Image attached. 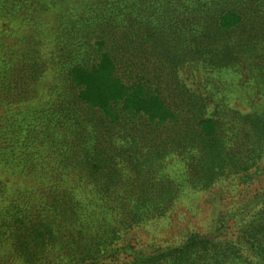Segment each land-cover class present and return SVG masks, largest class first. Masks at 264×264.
<instances>
[{
	"label": "trees",
	"instance_id": "obj_1",
	"mask_svg": "<svg viewBox=\"0 0 264 264\" xmlns=\"http://www.w3.org/2000/svg\"><path fill=\"white\" fill-rule=\"evenodd\" d=\"M17 1L0 0V11L11 10L13 14L15 7L25 6ZM236 3L238 5L206 7L198 16H189L197 20L192 49L198 56L208 51L205 60L218 73L230 70L231 63L236 66L232 73L248 68L255 80L249 84L260 99L264 96V73L258 69L259 62L253 56L264 53V0H237ZM38 7L33 6L22 15L48 13L45 0ZM210 10L215 11L208 13ZM191 13L196 11L191 8L188 14ZM40 35L46 34L39 32ZM92 45L96 55L91 66L66 67L53 59L68 86L70 84L75 90L72 102L76 108L83 107L90 113L83 119L76 116L75 111L70 113L67 104L56 110L59 119L65 112L76 116L71 126L55 123L63 127L70 145L68 150L64 146L53 153L50 175L53 182L59 184L52 182L49 189L37 184L40 190L34 184L12 191L7 182L0 181V247L13 256L8 262L100 264L115 258L116 261L126 259L117 264H126V261L129 264H264V217L259 222L262 224L260 235L259 228L250 231L247 223L257 201L248 203L244 211L224 213L226 216L216 215L214 211L209 221L210 232L188 234L184 243L150 252L134 245L136 228L158 227L157 221L167 214L185 186L199 187L194 176V172H198L194 168L196 159L201 162L205 178L202 189H207L215 170L224 167L220 164L226 163L223 161L228 156L240 158L252 153L254 121H264V103L253 101L247 111H241L226 98L221 103L207 101L203 93L201 97L196 93L198 99L193 97L192 103H182L183 96L177 92L167 97L161 87L152 89L141 82H126L119 77L121 66H128L125 54L110 53L102 41ZM128 49L129 46L122 45L120 50L126 52ZM8 57L11 64L0 67V109L8 105L17 109L18 102L35 94L30 84L37 72L32 63L38 59L29 53ZM50 70L49 73L58 74L52 66ZM160 79L158 85L162 83ZM18 84L21 88L16 90ZM21 93L28 94L25 100ZM11 114L9 111L8 117H12ZM82 119L87 126L78 123ZM103 120H124L130 133H136L129 139L132 145L117 136L115 147V135L104 131ZM53 124L45 120L42 132L43 129L50 131ZM143 130L148 133L147 147L156 144L161 155L154 166L144 171L136 170L142 173L134 174L130 184L123 183L120 169L126 168V163L136 168L129 162L138 152L136 148L145 144L144 138H140ZM209 144L213 146L212 156ZM5 159L0 150V163ZM166 166L179 170L176 169L174 176L172 173L157 176ZM125 192L130 196L126 198Z\"/></svg>",
	"mask_w": 264,
	"mask_h": 264
},
{
	"label": "rangeland",
	"instance_id": "obj_2",
	"mask_svg": "<svg viewBox=\"0 0 264 264\" xmlns=\"http://www.w3.org/2000/svg\"><path fill=\"white\" fill-rule=\"evenodd\" d=\"M19 1L25 6L15 7L12 11L16 12L13 14L11 10L0 11V67L10 65L8 55L16 53H29L32 58L37 57L38 61L32 63L37 72L30 84L35 94L26 101L18 102L17 109L9 108V105L0 109V150L6 157V162L0 163V181L7 182L12 191L34 184L39 190L40 187L50 188L54 180L50 175L54 164L53 153L64 146L67 150L70 148L63 127L55 123L67 127L74 124V117L84 119L90 115L83 107L76 108L77 105L72 102V92L75 90L70 84L68 86L63 72L59 73L53 59L66 67L74 64L91 66L96 55V48L92 45L95 41L104 42L107 50L114 55L125 54L128 66H121L120 78L129 83L141 82L152 89L161 87L167 97L173 91L177 92L183 96L182 103L191 102L197 95L201 97L200 93L204 94L207 101L221 103L226 98L241 111H247L253 101L261 100L264 103V96L261 95L259 99L255 88L249 84L255 80L248 68L242 71L240 68V72L234 70L238 73H232L236 66L231 63L230 70L218 73L205 60L208 59V51L198 56L197 51L192 49L195 46L197 20L189 16L196 17L206 7L214 5H238L237 0H45L48 13L41 16L32 13L28 17L22 14L33 6L39 8L38 5L44 0ZM191 8L196 13L188 14ZM39 32L46 35L39 36ZM122 45L129 46L128 51L122 52ZM183 50L186 53H182ZM253 57H257L258 69L264 73V53H256ZM51 66L58 74L49 73ZM158 79L162 81L159 85ZM18 86L16 90L21 88L20 84ZM27 95L21 93L22 99L25 100ZM65 104L70 105V113L75 111L76 116L68 115L67 112H60L62 119L56 116V110ZM16 110L19 111L16 113ZM9 111H12V117H8ZM83 119L78 123L87 126ZM45 120L54 124L50 131L44 132L43 129L42 132ZM103 123L104 131L115 135V147L117 136L132 145L129 139L136 133H130L124 120H103ZM254 127L252 153L243 154L240 158L228 156L223 163L227 162L220 164L224 167L215 170L216 174L207 189L201 186L205 180L199 165L201 162L199 158L195 160L194 168L198 172H194V176L199 187L185 186L167 214L157 221L158 227L136 228L137 242L134 245L137 249L150 252L166 245L184 243L193 233L206 235L210 232L209 221L214 211L216 215L220 213L226 216L224 213L244 211L248 203L256 201L258 204L247 223L250 231L259 228L258 235L261 234L262 224L259 222L264 217V121H254ZM140 138H144L145 144L136 148L138 152L134 154L133 161L124 159L136 168L132 169L126 163V168L120 169L123 183L130 184L134 174L142 173L136 170L144 171L154 166L161 155L156 144L149 152L153 147H147L148 133L145 130ZM212 148L209 144L210 156L213 155ZM189 158L194 162L190 155ZM176 169L179 170L175 166H166L158 171L157 176L161 173H172L174 176ZM53 183L59 184L58 181ZM125 195L127 198L130 193L125 192ZM12 257L5 248L0 247V264H17L18 261L8 262ZM116 260L108 259L100 264H117L126 259ZM126 264L129 263L126 261Z\"/></svg>",
	"mask_w": 264,
	"mask_h": 264
}]
</instances>
